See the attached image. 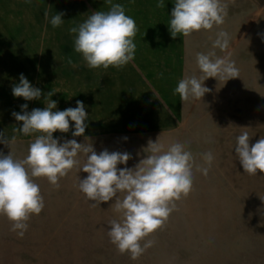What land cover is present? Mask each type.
<instances>
[{
    "label": "rangeland",
    "instance_id": "1",
    "mask_svg": "<svg viewBox=\"0 0 264 264\" xmlns=\"http://www.w3.org/2000/svg\"><path fill=\"white\" fill-rule=\"evenodd\" d=\"M158 2L112 0L139 31L134 59L105 70L87 67L69 29L109 10L108 0H0V133L17 136L11 149L0 143V152L27 156L35 136L14 133L23 122L12 113L23 114L24 104L28 112L43 109L53 91L54 111L75 108L79 100L88 114L82 136L73 137L70 120L69 131H56L53 138L92 144L97 154L129 153L118 168H134L146 157L148 141L158 138L166 148L182 143L203 167L202 154L214 156L206 176L193 168L192 190L176 201L165 225L145 238L154 245L136 260L120 254L108 236V222L118 218L111 207L115 198L92 207L95 201L78 189V177L87 173L73 169L58 189L35 178L45 206L31 216L22 238L0 215V264H264V173L247 175L235 152L242 132L249 133L250 146L264 137V0H222L228 5L222 25L175 39L169 30L175 0H163L162 8ZM59 13L64 22L53 28L51 17ZM221 30L229 34V47L214 51L220 57L231 53L239 76L208 78L204 86L210 91L201 100L182 103L174 89L185 76L202 75L196 54L212 51ZM21 74L41 90L39 99L13 96ZM78 159L82 164L85 157Z\"/></svg>",
    "mask_w": 264,
    "mask_h": 264
},
{
    "label": "clouds",
    "instance_id": "2",
    "mask_svg": "<svg viewBox=\"0 0 264 264\" xmlns=\"http://www.w3.org/2000/svg\"><path fill=\"white\" fill-rule=\"evenodd\" d=\"M30 2V0H26ZM110 5L107 11H95L76 27L69 29L75 34L74 50L81 54L90 69L110 66L117 69L131 62L135 57L134 37L139 31L136 21L126 15L123 5ZM156 7H165L159 0ZM228 5L222 0H175L171 12L169 30L173 39L178 35L189 37L193 33L212 30L222 25L227 16ZM63 13L51 17L53 28L63 24ZM45 18L48 13L45 12ZM229 34L223 30L216 33L213 50L196 54V65L202 73L185 76L179 80L174 94H179L182 103L190 99H199L210 91L204 86L208 78L229 80L239 76L231 53L220 57L214 49L226 51L229 47ZM68 64L73 65L71 58ZM55 92L47 93L46 106L26 111L28 105H21L23 114L13 112L17 121H22V128H15L14 133L24 136L34 135L28 147V154L23 159L14 157L12 151L7 155L0 152V215L12 223L11 231L22 238L27 231L32 215H39L44 208V198L35 178L44 177L59 188V180L66 177L73 169L88 175L78 177V189L87 200L95 201L92 207L101 202H109L118 214L117 219L108 222V236L120 254L128 253L132 260L138 259L154 241L145 240L150 234L162 228L170 214L176 209V201L187 197L193 187V168L205 176L212 166V152L202 154L207 167L195 163L193 154L182 143L176 142L165 147L158 138L148 141L147 155L134 168H118L126 165L131 158L127 152H109L99 154L92 144L78 143L75 139L60 143L53 138V133H67L69 121L74 122L73 137L82 136L87 125L88 114L82 101H76L75 108L54 111L55 100L50 99ZM14 97H23L26 101L39 99L41 90L33 87L20 75V82L12 88ZM160 137V136H159ZM87 138V137H86ZM17 136L10 138L0 133V143L10 147ZM247 131L236 137L235 152L247 175L256 176L257 171L264 173V137L250 146ZM85 159L81 164L79 154ZM143 242V243H142Z\"/></svg>",
    "mask_w": 264,
    "mask_h": 264
},
{
    "label": "crops",
    "instance_id": "3",
    "mask_svg": "<svg viewBox=\"0 0 264 264\" xmlns=\"http://www.w3.org/2000/svg\"><path fill=\"white\" fill-rule=\"evenodd\" d=\"M100 94H99V111H100V109H101V102H100ZM146 119H147V117H145Z\"/></svg>",
    "mask_w": 264,
    "mask_h": 264
}]
</instances>
